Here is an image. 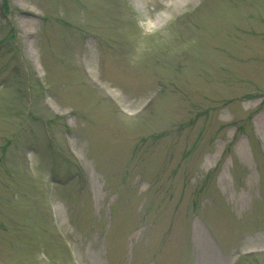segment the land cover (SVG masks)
<instances>
[{
	"label": "rangeland",
	"instance_id": "rangeland-1",
	"mask_svg": "<svg viewBox=\"0 0 264 264\" xmlns=\"http://www.w3.org/2000/svg\"><path fill=\"white\" fill-rule=\"evenodd\" d=\"M160 1L0 0V264H264V0Z\"/></svg>",
	"mask_w": 264,
	"mask_h": 264
},
{
	"label": "bare ground",
	"instance_id": "bare-ground-1",
	"mask_svg": "<svg viewBox=\"0 0 264 264\" xmlns=\"http://www.w3.org/2000/svg\"><path fill=\"white\" fill-rule=\"evenodd\" d=\"M145 2L147 4H153V5H159V3L161 2L160 0H145ZM172 5H179V1H176L175 4H168L167 7L171 8Z\"/></svg>",
	"mask_w": 264,
	"mask_h": 264
}]
</instances>
